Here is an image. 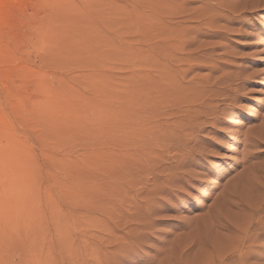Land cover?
Returning a JSON list of instances; mask_svg holds the SVG:
<instances>
[{
    "label": "rangeland",
    "instance_id": "1",
    "mask_svg": "<svg viewBox=\"0 0 264 264\" xmlns=\"http://www.w3.org/2000/svg\"><path fill=\"white\" fill-rule=\"evenodd\" d=\"M0 264H264V0H0Z\"/></svg>",
    "mask_w": 264,
    "mask_h": 264
},
{
    "label": "bare ground",
    "instance_id": "2",
    "mask_svg": "<svg viewBox=\"0 0 264 264\" xmlns=\"http://www.w3.org/2000/svg\"><path fill=\"white\" fill-rule=\"evenodd\" d=\"M140 80V79H139ZM140 83V82H139ZM187 102V101H186ZM188 103V102H187ZM161 104V103H160ZM178 106V105H177ZM188 123V122H187ZM205 123V122H204ZM169 125V124H168ZM159 126V125H158ZM159 133V132H158ZM259 140H261L260 138H259Z\"/></svg>",
    "mask_w": 264,
    "mask_h": 264
}]
</instances>
